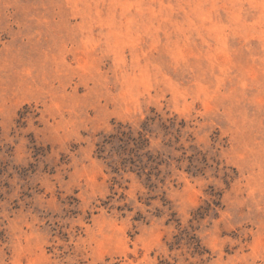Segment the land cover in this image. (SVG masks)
<instances>
[{
  "label": "rangeland",
  "instance_id": "374dc122",
  "mask_svg": "<svg viewBox=\"0 0 264 264\" xmlns=\"http://www.w3.org/2000/svg\"><path fill=\"white\" fill-rule=\"evenodd\" d=\"M0 264H264V0H0Z\"/></svg>",
  "mask_w": 264,
  "mask_h": 264
},
{
  "label": "trees",
  "instance_id": "16d2710c",
  "mask_svg": "<svg viewBox=\"0 0 264 264\" xmlns=\"http://www.w3.org/2000/svg\"><path fill=\"white\" fill-rule=\"evenodd\" d=\"M198 247H200V245H198Z\"/></svg>",
  "mask_w": 264,
  "mask_h": 264
}]
</instances>
